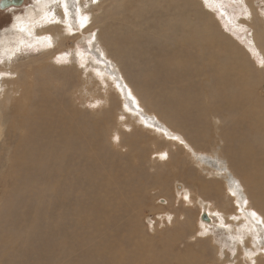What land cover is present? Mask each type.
I'll return each mask as SVG.
<instances>
[{"label": "rangeland", "instance_id": "1", "mask_svg": "<svg viewBox=\"0 0 264 264\" xmlns=\"http://www.w3.org/2000/svg\"><path fill=\"white\" fill-rule=\"evenodd\" d=\"M64 2L0 10V72L11 74L0 79V264H160L165 255L172 264H251L246 253L264 247V224L250 216H264V0H66L67 15ZM78 9L90 17L83 29ZM26 14L40 21L20 29ZM173 52L190 57L170 63ZM24 95L35 113L53 103V125L84 127L83 139L72 146L53 128L31 132L17 112ZM250 124L258 140L239 142ZM248 154L256 164L240 162ZM62 155L71 176L55 170ZM53 182L67 192L52 195ZM205 207L212 224L201 220Z\"/></svg>", "mask_w": 264, "mask_h": 264}, {"label": "bare ground", "instance_id": "2", "mask_svg": "<svg viewBox=\"0 0 264 264\" xmlns=\"http://www.w3.org/2000/svg\"><path fill=\"white\" fill-rule=\"evenodd\" d=\"M237 1V0H236ZM36 2V1H35ZM34 2V3H35ZM38 2H39V0H38ZM45 2V1H44ZM40 3H41V1H40ZM245 3V2H244ZM50 4V3H49ZM42 5V4H41ZM45 5V4H44ZM250 5V4H249ZM45 6H47V5H45ZM248 6V5H247ZM246 7V6H245ZM36 8V7H35ZM39 8V7H38ZM80 8V7H79ZM247 8H249V7H247ZM40 9V8H39ZM55 9V8H54ZM250 9V8H249ZM252 9V8H251ZM55 10H57V9H55ZM248 10V9H247ZM31 11V10H30ZM246 11V10H245ZM252 11H253V9H252ZM247 12H250V11H247ZM256 12V11H255ZM45 13H48V12H45ZM27 16H26V18L24 19V18H20V19H18L17 21H16V23H17V26L20 28V29H24V27H26V25L27 26H31V24L32 25H34L35 24V22L36 21H40V19H35V17H32V16H30V14L28 15V14H26ZM44 16V15H43ZM245 17V16H244ZM247 17V16H246ZM37 18V17H36ZM40 18V17H39ZM47 18V17H46ZM251 19V18H250ZM50 20V19H49ZM43 22V21H42ZM250 22V21H249ZM252 23V22H251ZM188 25V24H187ZM251 25V24H250ZM250 25H249V28H250ZM15 26V25H14ZM33 28H34V26H33ZM248 28V29H249ZM65 29V28H64ZM253 29V28H252ZM254 30V29H253ZM24 31H26L28 34L30 33L29 31V29H26V30H24ZM252 31V30H251ZM260 32V31H259ZM262 32V31H261ZM264 32V31H263ZM197 33V32H196ZM254 33L256 34V32L254 31ZM253 33V34H254ZM258 33V32H257ZM31 34V33H30ZM252 34V35H253ZM254 34V35H255ZM32 35V34H31ZM39 35V34H38ZM50 35H52V34H50ZM54 35V34H53ZM62 35H64L65 36V34H62ZM163 35V34H162ZM174 35V34H173ZM253 35V36H254ZM49 36V35H48ZM59 36V35H58ZM198 36L199 37H202L201 35H199L198 34ZM258 36H259V34H258ZM261 36V35H260ZM259 36V37H260ZM263 36V35H262ZM261 36V37H262ZM206 37V39H208V40H213V38L214 37H211V36H205ZM257 37V36H256ZM252 38H254V37H252ZM58 39H59V37H58ZM63 39V38H62ZM62 39H61V41H62ZM215 39V38H214ZM255 39V38H254ZM66 40V39H65ZM257 40V39H256ZM256 40H254V41H256ZM24 41V40H23ZM188 42H187V44H189V45H194L195 46V48H198V49H200V46L198 45V43H197V38L196 37H194V36H191V37H188V40H187ZM186 42V41H185ZM258 42V41H257ZM49 43H50V41H49ZM60 43V42H59ZM195 43H197V44H195ZM252 43H253V39H252ZM259 43V42H258ZM42 44V43H41ZM257 44V43H256ZM45 45V44H44ZM43 45V46H44ZM15 45H13V47H14ZM19 46V45H18ZM47 46V45H46ZM10 47V46H9ZM64 47V46H63ZM182 47V46H181ZM175 48V47H174ZM258 48L260 49H262V45H261V47L260 46H258ZM15 48H12L11 47V49L9 50L10 51V53L12 54L13 53V50H14ZM160 49V48H159ZM183 49V48H182ZM60 50V49H59ZM63 50V49H62ZM139 50V49H138ZM206 51V50H205ZM211 51V50H210ZM183 52V51H182ZM185 52V51H184ZM196 52H199V54H201V53H203L202 52V50L200 49V50H197ZM59 54V53H58ZM6 55H7V53H6ZM196 55V54H195ZM264 55V54H263ZM170 56L172 57L170 60H169V62L171 63L174 59H176V58H178V57H184L183 56V54H178L177 52H173V53H171L170 54ZM209 56L211 57V54H209ZM190 57V54H188L186 57H184L185 59L186 58H189ZM264 57V56H263ZM192 58V57H191ZM177 61V60H176ZM185 64V63H184ZM194 64V63H193ZM179 66V65H178ZM179 68V67H178ZM10 72V71H9ZM187 72V71H186ZM27 74H29V72H27ZM249 76V75H248ZM248 78V77H247ZM185 79H187V78H185ZM188 80V79H187ZM17 88V87H16ZM238 88V87H237ZM15 91V90H14ZM251 92V91H250ZM133 95V94H132ZM51 99V98H50ZM181 101V100H180ZM20 106H19V108H18V110H17V112H18V114L20 115V116H23V115H25L26 117H29V119H30V122H31V124L29 125L30 127L32 126V124L34 125V129H32V127H31V132H37L38 130H40L41 132H42V135L44 136V137H46V135L45 134H47V132H48V130L50 129V128H53V132H58V131H60V132H62L61 133V135L63 136V137H65V139L66 140H70V143L72 144V146H74V141H77V140H81V139H83V137L85 136V133H84V131H79V129H83L84 130V127H74V126H71V124L70 123H62V122H60V121H57L56 123H55V126L53 125V122H52V120H51V114L53 113V111L55 110V108L53 107V103L52 104H50V103H48V102H46L43 106H41V111H38L37 113H35V110H36V103H33L31 100H29V98H28V96L27 95H24L23 97H21V99H20ZM37 104L38 105H42L43 104V101H39V100H37ZM55 105H60V104H55ZM151 107L153 108V109H156V107L154 106V105H152L151 104ZM226 117V116H225ZM264 117V116H263ZM14 118V117H13ZM243 118H245L244 117V115H243ZM217 119V118H216ZM70 120V119H69ZM111 120V119H110ZM229 120V119H228ZM245 120H246V118H245ZM24 121V119H22L21 120V122H23ZM106 121V120H105ZM218 121V120H217ZM110 123V122H109ZM251 123V122H250ZM217 124H219V123H217ZM216 124V125H217ZM213 125H214V123H213ZM251 125V124H250ZM253 125H255V123L253 124ZM253 125H251V127H249V128H247V131H245V132H243V134H241V135H239L238 137H237V139H238V141L239 142H242V143H244L245 141H247V140H249V139H253V141L252 142H255V140L257 139V137H256V134H255V132L251 129L252 128V126ZM29 126L27 127V130H29ZM221 126V125H220ZM223 126V125H222ZM263 127V126H262ZM217 128H219V127H217ZM36 129V130H35ZM97 129L98 130H102L103 129V126H102V124H98L97 125ZM216 129V128H215ZM77 130V137H76V135H75V131ZM97 130V131H98ZM174 130V129H173ZM264 130V129H263ZM220 131V130H219ZM238 132H240V133H242L241 131H238ZM180 133V132H179ZM217 133V132H216ZM219 134V133H218ZM2 135V134H1ZM37 135V134H36ZM101 136V135H100ZM114 136V135H113ZM213 136V135H212ZM262 136V135H261ZM108 139V138H107ZM258 140V139H257ZM263 140V139H262ZM102 141V140H101ZM250 141V140H249ZM187 142V141H186ZM216 142V141H215ZM103 143V142H102ZM248 143V142H247ZM259 143V142H258ZM264 143V142H263ZM185 144V143H184ZM207 144V143H206ZM221 144H223L222 142H221ZM36 145V144H35ZM173 145V144H172ZM188 145V144H187ZM208 145H209V143H208ZM224 145H225V143H224ZM238 145V144H237ZM250 145V144H249ZM34 146V145H33ZM175 146V145H174ZM186 146V145H185ZM217 146H218V144H217ZM220 146V145H219ZM228 146V145H227ZM257 146V145H256ZM210 147V146H209ZM254 147H255V145H254ZM257 147H259V146H257ZM262 147H264V145L262 144ZM48 148H49V146H47V148L46 149H44V150H40L39 151V156H40V158H41V161H39L38 163H36V165L37 166H42V165H44V163H45V160L46 159H48V157H49V151H48ZM224 148V147H223ZM75 149V148H74ZM222 149V148H221ZM76 150V149H75ZM90 150V149H89ZM172 150V149H171ZM176 150V149H175ZM243 150H245V149H243ZM263 150V149H262ZM216 151V150H215ZM218 151V150H217ZM242 151V150H241ZM260 151V150H259ZM173 152H174V150H173ZM261 152V151H260ZM83 153V152H82ZM162 153H163V151H162ZM165 153V152H164ZM163 153V154H164ZM187 153V152H186ZM252 153H254V150H253V152ZM84 154V153H83ZM161 154V153H160ZM224 154V153H223ZM259 154V153H258ZM260 154H262V152L260 153ZM90 155V154H89ZM162 155V154H161ZM221 155V154H220ZM225 155V154H224ZM228 155V154H227ZM256 155V154H255ZM264 155V154H263ZM250 157V158H249ZM183 159V158H182ZM235 159H236V157H235ZM251 159H252V156L251 155H247V158H246V155H244L243 156V159H242V161H240L241 163H255L256 164V162H251ZM59 160H60V163L59 164H57V167L55 168V170L58 172V174L59 175H61V176H65V175H68V174H70L71 172H70V170L67 168V166L65 165V162H67V158H66V156H64V155H62V156H60L59 157ZM193 160V159H192ZM17 161V160H16ZM237 161H238V159H237ZM22 162V161H21ZM120 162V161H119ZM180 159H177V160H175L173 163H171V168H172V170H173V172L174 173H176V174H179V172H177V170H179V166L181 165L180 163ZM261 162V161H260ZM263 162V161H262ZM226 163H228V162H226ZM234 163V162H233ZM264 163V162H263ZM21 164V163H20ZM19 164V165H20ZM258 164V163H257ZM260 164V163H259ZM17 165V164H16ZM22 165V164H21ZM65 165V166H64ZM136 165V164H135ZM237 165V164H236ZM236 165H235V167H236ZM261 165H264V164H262L261 163ZM169 166V165H168ZM228 166V165H227ZM232 166V165H231ZM258 166V165H257ZM152 167V166H151ZM21 168V167H20ZM176 168H177V170H176ZM227 168H229V166L227 167ZM261 168V167H260ZM23 169V168H22ZM182 169V168H181ZM26 170V169H25ZM229 170H230V168H229ZM232 170V169H231ZM159 171V170H158ZM170 171V170H169ZM168 171V172H169ZM186 171V170H185ZM260 171V170H259ZM72 173H73V175L72 176H74L73 177V181L74 180H80L81 178H79L80 177V169L79 170H73L72 171ZM114 173V172H113ZM189 173V172H188ZM192 173V172H191ZM204 173V172H203ZM233 173H235V172H233ZM255 173V172H254ZM260 173H264V172H260ZM31 174V173H30ZM155 174V173H154ZM163 174V173H162ZM168 174H170V173H168ZM176 174H174L175 176H177ZM193 174V173H192ZM209 174V173H208ZM34 175V174H33ZM106 175V174H105ZM129 175V174H128ZM137 175H139V174H137ZM156 175V174H155ZM210 175V174H209ZM27 176V175H26ZM70 176H71V174H70ZM85 176V175H84ZM132 176H134V175H132ZM152 175H150V177H151ZM211 176H212V174H211ZM145 177V176H144ZM156 177H157V175H156ZM184 177V176H183ZM198 177V176H197ZM25 178V177H24ZM33 178V177H32ZM138 178V177H137ZM238 178V177H237ZM67 179V178H66ZM71 179V178H70ZM130 179V178H129ZM136 179V178H135ZM143 179V178H142ZM145 179H147V178H145ZM188 179H190V178H188ZM26 180V179H25ZM60 180V179H59ZM133 180V179H132ZM156 180V179H155ZM182 180V179H181ZM196 180V179H195ZM28 181H30V179L28 180ZM72 181V180H71ZM72 181V182H73ZM131 180H126V181H124V183H128V182H130ZM142 181V180H141ZM146 181V180H145ZM164 181V180H163ZM183 181V180H182ZM201 181V180H200ZM68 182V181H67ZM102 182V181H101ZM249 182H251V181H249ZM22 183V182H21ZM104 183V182H103ZM136 183V182H135ZM163 183V182H162ZM147 184V183H146ZM155 184H157V183H155ZM168 184V183H167ZM222 184V183H221ZM249 184V183H248ZM251 184V183H250ZM254 184V183H253ZM4 185V184H3ZM67 184L65 183H63V184H61V185H59V184H57L56 182H53L52 184H51V187H50V189H51V194L52 195H56V193L57 192H59V190L60 191H63L64 192V194H65V192H67V186H66ZM165 185V184H164ZM8 186V185H7ZM12 186V185H11ZM32 186V185H31ZM104 186V184L103 185H101L100 186V188H102ZM113 185H111V183H106V187H112ZM134 186H137V185H134ZM5 187V186H4ZM127 187V186H126ZM129 187V186H128ZM127 187V188H128ZM131 187V186H130ZM143 187V186H142ZM141 187V188H142ZM152 187V186H151ZM156 187V186H155ZM201 187H202V190H203V192L205 193V194H207V195H209V197L211 196L212 198H213V195H215V194H219V192L218 191H220L219 190V188H218V186H211V185H206V186H203L202 184H201ZM104 188V187H103ZM132 188V187H131ZM135 188V187H134ZM170 188V187H169ZM184 188V187H183ZM37 189V188H36ZM129 189V188H128ZM128 189H125V191L124 192H127V198H125V197H122V199H121V202L122 203H124V206L125 207H127V203L128 202H130V199L132 198V197H134V196H132L133 194V192L135 193V196H137L136 195V193H137V191H135L136 190V188L133 190V189H130V190H128ZM189 190V189H188ZM250 190V189H249ZM261 190H262V192H263V195H264V183L261 185ZM12 191V190H11ZM16 191H18V190H16ZM39 191V190H38ZM141 191H143V189L141 190ZM140 191V192H141ZM252 191V190H251ZM7 192H9L10 193V191H8L7 190ZM187 192V191H186ZM145 193V192H144ZM33 194V193H32ZM41 194V193H40ZM202 194V193H201ZM188 195V194H187ZM202 196H204L203 194H202ZM216 196H218V195H216ZM215 196V197H216ZM225 196V195H224ZM8 197V196H7ZM189 197V196H188ZM219 197H220V195H219ZM218 197V198H219ZM6 198V197H5ZM137 198V197H136ZM135 198V199H136ZM146 198V197H145ZM200 198V197H199ZM217 198V197H216ZM215 198V199H216ZM7 199V198H6ZM5 199V200H6ZM116 199H117V197H116ZM203 199V198H202ZM220 199H222V197H220ZM12 200V199H11ZM101 201H105V200H108V197L107 196H105V197H103V198H101L100 199ZM143 200V199H142ZM225 200V199H224ZM229 200V199H228ZM250 200V199H249ZM249 200H248V202H249ZM255 200H258V196H255ZM260 200H262V202L264 203V197H261V199ZM1 201V200H0ZM132 201V200H131ZM200 201V200H199ZM255 202V201H254ZM6 203V202H5ZM37 203V202H36ZM132 203V202H131ZM260 203H261V201H260ZM7 204V203H6ZM136 204V203H135ZM228 204V203H227ZM249 204H251V203H249ZM4 205V204H3ZM7 205H9V204H7ZM6 205V206H7ZM132 205H133V203H132ZM256 205V204H255ZM5 206V207H6ZM141 206H143V205H141ZM253 206H254V204H253ZM138 207V206H137ZM135 209H136V207H134ZM139 209V208H138ZM257 210H258V208H257ZM180 212V211H179ZM170 213V212H169ZM207 213V212H206ZM191 214V213H190ZM208 214V216H209V218L211 219V221H213V219H212V217H211V214L210 213H207ZM164 215V214H163ZM187 215V214H186ZM32 217V216H31ZM30 217V218H31ZM97 217V216H96ZM29 218V217H28ZM182 218V217H181ZM181 218H179V219H181ZM181 221H183V218L181 219ZM99 222V221H98ZM211 223V222H210ZM183 225V224H182ZM26 227V226H25ZM186 228V227H185ZM188 228H191V227H189V223H188V227H187V230H188ZM123 229V228H122ZM129 229H130V231H133V226H130L129 227ZM175 229H176V227H175ZM177 229H178V227H177ZM126 230H127V228H126ZM175 230H173V232H174ZM126 232V231H125ZM169 233V232H168ZM179 234V233H178ZM147 235V234H146ZM175 235V234H174ZM181 235V234H180ZM189 236V235H188ZM164 238V237H163ZM183 238H184V236H183ZM4 239V238H3ZM8 240V239H7ZM10 240H11V238H10ZM16 240V239H15ZM144 240V239H143ZM148 240V239H147ZM180 240V239H179ZM190 240H191V238H190ZM12 241V240H11ZM14 241V240H13ZM159 241V240H158ZM173 241H175V239L173 240ZM180 242V241H179ZM142 243V242H141ZM184 243V242H183ZM182 243V244H183ZM187 243H188V240H187ZM190 243V242H189ZM159 244V243H158ZM178 244V243H177ZM186 244V243H185ZM198 244V243H197ZM106 245V244H105ZM179 245V244H178ZM178 245H175V246H178ZM180 245H181V243H180ZM164 246V245H163ZM172 246V245H171ZM170 246V247H171ZM183 245H181V247H182ZM186 246V245H185ZM194 246V245H193ZM149 247V246H148ZM172 248H173V246H172ZM174 248H176V247H174ZM178 248V247H177ZM184 248V247H183ZM193 248V247H192ZM114 249H118V247H115ZM185 249V248H184ZM195 249H197V248H195ZM156 251V250H155ZM168 251V250H167ZM157 252H158V250H157ZM195 252V251H194ZM187 254V253H186ZM148 255V254H147ZM197 255V254H196ZM149 256V255H148ZM151 257H155V255L154 254H152L151 255ZM159 258L161 259V261H160V264H172V261H171V259H170V257L168 256V255H165V256H159ZM183 258L184 257H182V259H180V258H178V260H180V261H185V260H183ZM193 258H195V257H193ZM257 259V258H256ZM191 260L192 259H190V262H191ZM203 260V259H202ZM138 261V260H137ZM145 261V260H144ZM205 260H203V262H204ZM259 261V260H258ZM261 261V260H260ZM122 261H117L116 263L117 264H120ZM195 262V261H194ZM210 262H211V260H210ZM116 263H114V264H116ZM136 264H137V262H135ZM145 263V262H144ZM208 263H209V261H208ZM218 263V262H217ZM231 263V262H230ZM102 264V263H101ZM235 264H237V263H235ZM264 264V263H263Z\"/></svg>", "mask_w": 264, "mask_h": 264}, {"label": "snow or ice", "instance_id": "3", "mask_svg": "<svg viewBox=\"0 0 264 264\" xmlns=\"http://www.w3.org/2000/svg\"><path fill=\"white\" fill-rule=\"evenodd\" d=\"M52 2L53 3H57V2H60V0H52ZM91 2L93 4H95V3L98 2V0H91ZM239 2L243 5L244 0H239ZM63 7H64V14L67 15L68 8H67L66 0L63 3ZM85 7H86V5H85ZM77 14L79 16V26H80V28L83 29V28L87 27V25L90 22L89 15L86 14V13H81L79 9L77 10ZM247 16L250 19L251 16H252V13L251 12H247ZM50 22H59V21L56 20L54 13L52 15V18H51ZM91 37L94 40L95 39V33H92ZM0 63H2V61H0ZM260 67H261V69H264V63H261ZM4 78H11V74L8 73V72H0V79H4ZM176 139H179V138L176 137ZM180 143L183 144L184 141L181 140ZM166 158H167V154H164V155L161 156V159H166ZM232 195L235 196L236 193L233 192ZM244 203L247 204V200H245ZM250 216L257 224H264V216L258 215L256 211H252ZM169 219H171V218H169ZM199 235L203 236L204 233H200ZM237 242L239 244L243 245L244 244L243 237L239 238ZM231 254H232V256L236 255L235 251H233ZM246 255L248 256V259L251 260V264H256L255 260H253L252 257L255 256V255H264V247H262L259 252H249V253H246Z\"/></svg>", "mask_w": 264, "mask_h": 264}, {"label": "water", "instance_id": "4", "mask_svg": "<svg viewBox=\"0 0 264 264\" xmlns=\"http://www.w3.org/2000/svg\"><path fill=\"white\" fill-rule=\"evenodd\" d=\"M23 2L24 0H0V10H6L13 6H21ZM206 207L204 208V211L202 213L201 220L207 224H210L211 219L206 213Z\"/></svg>", "mask_w": 264, "mask_h": 264}, {"label": "flooded vegetation", "instance_id": "5", "mask_svg": "<svg viewBox=\"0 0 264 264\" xmlns=\"http://www.w3.org/2000/svg\"><path fill=\"white\" fill-rule=\"evenodd\" d=\"M26 0H24V2H25ZM23 5H21V6H13V7H10L9 9H6V10H1V11H5V12H7V11H9V10H17L18 8H21Z\"/></svg>", "mask_w": 264, "mask_h": 264}]
</instances>
